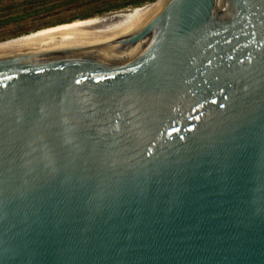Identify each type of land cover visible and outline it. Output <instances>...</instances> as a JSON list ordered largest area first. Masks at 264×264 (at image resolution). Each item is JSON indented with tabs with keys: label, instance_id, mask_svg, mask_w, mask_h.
Masks as SVG:
<instances>
[{
	"label": "water",
	"instance_id": "95a60500",
	"mask_svg": "<svg viewBox=\"0 0 264 264\" xmlns=\"http://www.w3.org/2000/svg\"><path fill=\"white\" fill-rule=\"evenodd\" d=\"M144 7L0 42V264H264V0Z\"/></svg>",
	"mask_w": 264,
	"mask_h": 264
},
{
	"label": "trees",
	"instance_id": "16d2710c",
	"mask_svg": "<svg viewBox=\"0 0 264 264\" xmlns=\"http://www.w3.org/2000/svg\"><path fill=\"white\" fill-rule=\"evenodd\" d=\"M153 1L155 0H0V29H11L2 39ZM72 9L79 10L78 14L41 23L54 13Z\"/></svg>",
	"mask_w": 264,
	"mask_h": 264
},
{
	"label": "bare ground",
	"instance_id": "6f19581e",
	"mask_svg": "<svg viewBox=\"0 0 264 264\" xmlns=\"http://www.w3.org/2000/svg\"><path fill=\"white\" fill-rule=\"evenodd\" d=\"M150 8V7H149ZM147 9L146 7H142V8H134V9H128V10H124L123 11H118V12H114V13H110L107 14L105 16H100V17H94V18H89V19H83V20H77V21H73L70 22L68 24H61L58 26H54V27H50L48 29H43L39 32H37L36 34H30L28 37H22L21 39L23 40H29L32 38H37V37H42V36H46V35H51V34H55V33H60V32H64V31H69V30H73V29H77V28H81V27H86V26H90V25H94V24H98V23H102V22H106L112 19H116L119 17H123L141 10ZM28 38V39H27Z\"/></svg>",
	"mask_w": 264,
	"mask_h": 264
},
{
	"label": "rangeland",
	"instance_id": "374dc122",
	"mask_svg": "<svg viewBox=\"0 0 264 264\" xmlns=\"http://www.w3.org/2000/svg\"><path fill=\"white\" fill-rule=\"evenodd\" d=\"M156 1V0H155ZM153 1V2H155ZM153 2H146V3H143L141 5H136V6H128V7H123L124 10H128V9H134V8H142L144 6H147V5H150L151 3ZM123 9H119V10H116V11H112V12H108V13H104V14H101V15H95L93 17H90V18H94V17H100V16H105L107 14H110V13H114V12H118V11H123ZM79 10H75V9H72V10H61L59 13H54L53 15H51L50 17H47L45 19H43L41 21V23H44V22H50L51 20H55V19H60V18H63L64 16H74L75 14H78ZM86 19H89V18H86ZM77 20H80V19H77ZM76 20V21H77ZM83 20V19H82ZM61 25V24H59ZM57 26V25H56ZM54 27V26H52ZM50 28V27H48ZM48 28H44V29H48ZM8 30H11L10 27L8 29H0V42H4V41H8V40H11V39H15V38H19V37H22V36H25V35H20L18 37H8L6 39H2L4 37V35L6 34V32H8ZM42 30V29H41ZM40 30V31H41ZM33 32H30L29 34H31ZM29 34H26V35H29Z\"/></svg>",
	"mask_w": 264,
	"mask_h": 264
}]
</instances>
